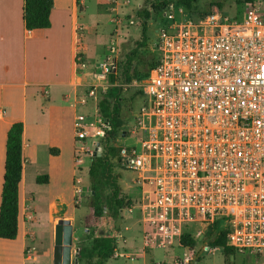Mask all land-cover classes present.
Instances as JSON below:
<instances>
[{
	"label": "built area",
	"instance_id": "1",
	"mask_svg": "<svg viewBox=\"0 0 264 264\" xmlns=\"http://www.w3.org/2000/svg\"><path fill=\"white\" fill-rule=\"evenodd\" d=\"M158 24L157 65L131 83L144 97L132 130L142 137L119 151L120 165L138 175L144 247L205 238L220 222L237 254L264 264V8L199 17L170 2ZM118 51L113 40L82 99H93L95 110L75 119L77 139L93 145L78 151L92 157L109 130L98 98L113 85ZM189 262L186 255L174 264Z\"/></svg>",
	"mask_w": 264,
	"mask_h": 264
},
{
	"label": "crops",
	"instance_id": "2",
	"mask_svg": "<svg viewBox=\"0 0 264 264\" xmlns=\"http://www.w3.org/2000/svg\"><path fill=\"white\" fill-rule=\"evenodd\" d=\"M24 2L0 0V205L8 131L14 122L24 123L18 235L15 239L0 238V264H54L55 229L60 219L73 223L72 264H81L75 254L78 240L87 231L82 233L78 226V211L85 205L89 212V205L78 201V189L84 187L76 184V177L83 154L89 153L79 152L78 146L91 148L92 141L77 139L75 119L79 107L91 108L94 100L85 104L82 99L100 61L92 63L85 34L88 24L80 20L86 0H54L51 26L34 30L25 27ZM98 5L120 14L125 7L139 9L119 0H99ZM115 16L112 20L121 23ZM21 30L25 39L34 40L24 45L22 57L18 49ZM78 52L86 59L80 61ZM41 175H47V181L39 182ZM133 212L135 209L130 218L138 222L139 213ZM117 242L119 248L120 243L126 245L123 229L117 233ZM122 248L123 257L135 255Z\"/></svg>",
	"mask_w": 264,
	"mask_h": 264
},
{
	"label": "trees",
	"instance_id": "3",
	"mask_svg": "<svg viewBox=\"0 0 264 264\" xmlns=\"http://www.w3.org/2000/svg\"><path fill=\"white\" fill-rule=\"evenodd\" d=\"M229 0H178L187 10L197 13L199 17L211 13L214 7L222 9ZM254 5L261 0H232ZM264 1V0H262ZM171 0H144L143 8L137 14L142 20L144 38L137 42L125 60H119L117 70L109 77V86L105 93L98 98L99 113L108 120L109 130L101 140L103 151L101 155L92 157L89 177L91 194L88 197L89 212L84 217L83 226L92 240L90 243L81 237L78 240V262L84 264H106L116 252L117 233L123 219L122 211L131 208L135 203L126 200L122 195V188L118 176L114 172V162H120L117 140L125 130L123 117L125 85L133 80L148 78L157 65V59L152 56L145 62L138 58V47L147 45L146 31L148 20L152 17L163 20V14ZM54 0H25L24 21L28 30L45 29L51 26V11ZM123 83L117 84L118 81ZM140 96L142 91L136 89ZM23 121L14 122L7 136V152L2 201L0 205V238L15 239L18 235L19 217V184L23 173ZM55 151V150H53ZM79 157V155H78ZM47 175L37 178L39 182L47 181ZM137 203V200L135 201ZM207 247H220L224 254L233 256L236 250L228 243L227 230L220 222H215L206 233ZM181 245L192 252L196 247V239L190 234H184ZM192 262V260H191Z\"/></svg>",
	"mask_w": 264,
	"mask_h": 264
},
{
	"label": "rangeland",
	"instance_id": "4",
	"mask_svg": "<svg viewBox=\"0 0 264 264\" xmlns=\"http://www.w3.org/2000/svg\"><path fill=\"white\" fill-rule=\"evenodd\" d=\"M99 0H86V9L83 12V15L80 17V20L84 23L88 24V28L85 30L87 45L90 47V57H92V63L100 61L102 62L105 56L110 52V45L113 40H117L119 43V51H118V59L125 60L128 55L134 50L138 45V41H142L144 38L143 35V27L140 25L141 17L137 14L135 8L128 9L125 7L123 11L120 13L110 12L106 9H101L98 5ZM109 1V0H105ZM122 4L126 2H130V6H139L143 8L144 1L142 0H119ZM175 6H179L180 3L178 0H171ZM260 7L264 8V1H257L255 3ZM184 7V6H183ZM248 7V4L244 2H235L229 0L226 2L225 7L222 9H218L214 7L213 11L218 9L219 11L225 13L229 16L241 15L242 12ZM186 12L192 16H198L197 13L191 12L187 10ZM212 11V12H213ZM118 15V20L121 23H117L113 21L112 18ZM143 21V20H142ZM160 18L152 17L148 20L147 26L148 29L146 31L147 45L138 47V58H136L135 62L139 60H144L147 62L152 58V56H157L158 52L155 49L156 40L158 39V28ZM19 52L21 57L24 54L23 47L25 44H32L33 39H25L24 32L21 30L19 33ZM27 54V52H26ZM77 57L80 61L86 59V55L82 52L77 53ZM48 61V57H47ZM33 69L29 72H32ZM123 83L122 81H118L117 84ZM123 96L125 97L124 108H123V117L125 124L123 129L124 133L119 135L117 140L118 147L121 145H129L132 143H136L141 137V133L133 134L132 130L138 125V118L140 113V108L143 104L144 97L140 96L136 93V88L130 84L125 85ZM95 101L90 104V110L86 111L79 107L78 112L81 113H90L95 110ZM80 146H78L79 148ZM93 148V145L91 146ZM84 160L81 165L78 166L77 169V179L76 184L78 186H82V190L78 192V201L80 204H88V197L91 194V185H90V177H89V168L92 160V156L89 154H83ZM81 169V170H80ZM114 172L118 176V181L122 188L123 197L128 200H133L134 205L132 206L135 209L133 214H138V209L136 208L135 201H139L140 199V189L136 184V180L138 175L127 169L124 166H121L117 161L114 162ZM79 180H81L79 182ZM77 186V187H78ZM88 212V207L85 205L80 207L78 211V226L82 233H85V229L83 224L80 221L84 220L86 213ZM124 214V215H123ZM132 213L129 211V208H125L122 211L124 221L123 225L120 222V228L123 229V233L126 237V245L123 246L120 243V249L127 248L131 252L135 253L130 258L121 257H112L106 264H174L176 261L184 260L186 255L189 257V264H252L251 256L239 255L235 253L233 256L224 254L222 248H214V251H209L210 248H206L207 241L206 237H200L196 240L195 249L190 252L188 249L184 248L182 245L176 243L174 246L168 248H154L148 249L144 247V241L142 237V227L139 220L131 219L130 216ZM140 219V215L139 218ZM136 222V223H135ZM129 226V229L126 230L125 227ZM140 226V227H139ZM84 238L87 243H90L92 240V235L90 236L88 233H85ZM118 244V242H117ZM119 248V245H117ZM145 255H143V253ZM186 253V254H185ZM202 257V259H200Z\"/></svg>",
	"mask_w": 264,
	"mask_h": 264
},
{
	"label": "water",
	"instance_id": "5",
	"mask_svg": "<svg viewBox=\"0 0 264 264\" xmlns=\"http://www.w3.org/2000/svg\"><path fill=\"white\" fill-rule=\"evenodd\" d=\"M96 155H101V153L98 152ZM73 230L71 220L60 219L58 221L55 229L54 264H72ZM75 257H78V252Z\"/></svg>",
	"mask_w": 264,
	"mask_h": 264
}]
</instances>
